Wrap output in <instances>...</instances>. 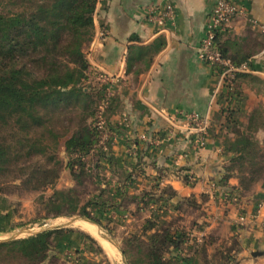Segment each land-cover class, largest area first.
Here are the masks:
<instances>
[{
  "label": "crops",
  "instance_id": "1",
  "mask_svg": "<svg viewBox=\"0 0 264 264\" xmlns=\"http://www.w3.org/2000/svg\"><path fill=\"white\" fill-rule=\"evenodd\" d=\"M219 1L98 0L95 35L84 51L90 79L111 93L106 111L111 138L102 154L87 159L97 188L93 197L105 188L102 199L114 206L93 213L128 224L118 227L129 232L139 227L138 236L145 241L161 225L185 231L182 223L173 225L170 219L191 213L192 225H198L194 230L187 227L192 232L185 231V247L174 253L182 263H202L199 244L194 243V233H199L214 236L209 253L219 249L222 240H237L243 262L264 264V254H252L264 253V175L239 196L227 194L228 187L239 189L236 176L228 187L222 182L232 148L251 139L264 149V35L252 24H264V0H229L243 7L246 16L232 19L220 44L228 57L238 63L247 59L248 66L230 85L220 84L215 69L200 58L209 17ZM168 4L171 18L166 16ZM155 11L166 16L163 23L153 19ZM162 110L177 116L185 129L167 135L171 126ZM193 113L210 123L203 147L197 146L199 134L186 130L184 115ZM157 185L172 187L176 197L158 200ZM120 187L128 196L147 191L157 200L137 204L122 198ZM60 245L65 249L68 243ZM94 253L88 258L90 253L82 251L80 256L89 264L102 262Z\"/></svg>",
  "mask_w": 264,
  "mask_h": 264
},
{
  "label": "trees",
  "instance_id": "2",
  "mask_svg": "<svg viewBox=\"0 0 264 264\" xmlns=\"http://www.w3.org/2000/svg\"><path fill=\"white\" fill-rule=\"evenodd\" d=\"M9 2L19 8L0 11V179L18 180V186L39 192L54 186L64 168L76 186H82L92 174L91 160L86 157L100 140L96 118L98 103L105 92L90 79V64L84 51L95 35L98 0ZM21 3L27 6L20 9ZM221 35L217 36L216 44L222 56L236 66L245 63L247 59L238 63L226 55L220 44ZM65 114L75 116V123L63 131L58 127L62 124L58 119ZM96 154H102V150L96 149ZM263 175L264 149L247 139L243 145L231 149L222 182L228 187L229 179L236 176L239 189L228 187L231 190L227 194L236 192L239 196L250 191ZM76 186L63 189L71 202L78 193ZM160 190L158 200H172L177 195L170 186ZM104 191L105 188L100 189L98 197L92 195L87 199L80 207L81 215L101 224L93 211L114 206L102 199ZM118 192L122 198L145 206L156 199L147 191L128 196L120 187ZM191 203L197 207L196 202ZM77 208L75 204L71 212ZM65 214L58 210L54 217ZM72 231L54 229L0 242V264H53L54 258L47 262L53 247ZM86 237L97 245L93 237L87 234ZM186 237L183 229L173 232L170 224L161 225L146 241L141 236L127 239L124 251L129 264H184L174 253L182 250ZM226 250L230 256L234 248ZM203 252L207 255L208 250L205 248ZM228 260L234 262L233 258Z\"/></svg>",
  "mask_w": 264,
  "mask_h": 264
},
{
  "label": "rangeland",
  "instance_id": "3",
  "mask_svg": "<svg viewBox=\"0 0 264 264\" xmlns=\"http://www.w3.org/2000/svg\"><path fill=\"white\" fill-rule=\"evenodd\" d=\"M25 5L27 6V3H21L20 9H24ZM15 7L19 8V6H12L9 0H0V11L9 12L11 9H16ZM93 82L95 84L97 83L96 80H94ZM98 83L100 84V82ZM99 84L96 85L99 87ZM58 121L62 123L59 124L58 127L64 131V127H66L67 125H69V127H73L75 123V116H73L72 114H65L61 119H58ZM93 153H96V151ZM60 174V178L57 180L54 186H50L49 188L41 190L39 192L25 190L23 187L18 186L20 184V181L18 180L13 182L10 180L4 181V179H0V190L3 189L2 191H0V233L19 230L22 227H29L33 231H37L44 225L53 224L54 222L59 220H62L61 222H64L66 221L64 219L75 215H81L80 207L86 203L87 199L90 196L95 194V191H97V188L93 183V176L88 177L82 186H76V183L71 179L67 170L62 168ZM71 186H76L78 192L76 195H73L76 200L73 199L72 202L68 198V193L66 195V193L63 191V189L70 188ZM75 204L78 208L72 213L71 207ZM58 210H61L62 212L64 211L65 213L67 212V214H65L66 216L54 217L58 213ZM198 213L199 212H197V214L195 215H198ZM93 215L98 218V215H96L95 213H93ZM198 216H200V220H203L202 216L204 215L202 213H199ZM193 217H195L193 216V214L188 213L187 216L185 215L184 217L170 219V222L173 225L182 223V225H184L186 229L187 227H189V229L194 230V226H197L198 224L194 226L192 225ZM181 218H183L182 221H180ZM84 223L86 222L80 221L79 223H75V226L64 228L73 229L69 236H64L63 240H61L62 244L68 243V245L66 246L67 248H62L60 243L55 245L53 247L52 253H50L51 257L47 259V262L49 263L54 258L55 261L53 264H75V262L77 261L79 262V264H89V262H83L80 256L82 251H87L88 253H90L88 255V258L93 257V252H95L94 254L97 255L96 257L102 259V262H98L97 264H123L121 255L118 250L115 248V254H111L106 251L88 231L83 229ZM101 225L119 240L123 249L125 246L124 243L127 239L132 238V236H138L140 233L139 227L136 232L134 231L137 228H134L133 230H131V232H129L128 229L126 230L128 224H122L121 222L114 221L113 218L101 219ZM118 226H124L126 228H120ZM187 231L189 232L190 230L187 229ZM86 234L93 237L97 245L92 244L91 241L86 237ZM194 234L195 237H197L194 243L196 245L197 243L199 244L198 250L201 254V264H240L241 262L242 264H246V262H243V259H240V256L238 255L239 242L237 240L231 241V244L222 240L220 241L219 249H217L213 253H209V248L211 246H214L213 243H215L214 236H204L199 233ZM24 237H28V235L21 236V238ZM0 239H4V237H0ZM141 240L143 239L141 238ZM83 241L86 244H84ZM77 243L78 246H74ZM80 247H83V249H81ZM230 247H233L234 250L229 256L226 249ZM77 248L81 249V251L77 250ZM205 248L208 250L207 255H205L203 252V249ZM68 250L69 252H66ZM228 257H230V259L233 258L234 262H231L229 260L226 261ZM95 263L96 262H91V264Z\"/></svg>",
  "mask_w": 264,
  "mask_h": 264
},
{
  "label": "built area",
  "instance_id": "4",
  "mask_svg": "<svg viewBox=\"0 0 264 264\" xmlns=\"http://www.w3.org/2000/svg\"><path fill=\"white\" fill-rule=\"evenodd\" d=\"M152 14H154L153 19L158 20L160 23H163L166 19V16L168 18L172 17L173 10L171 5L168 4L167 15L164 18L163 15L157 14V11ZM244 16H246V10L229 0L219 1L210 14L206 35L200 47V58L203 62L215 69L220 77V84L230 85L234 81L237 73L244 72L248 68L247 63L236 66L231 62V60L223 57L216 44L217 36L229 31L232 19H234L235 17ZM252 24L260 30L262 35H264V24L258 23L256 21H254ZM110 101L111 93L105 91L103 97L98 103V115L96 118V126L99 132L100 140L99 143L96 144V146L89 152L90 155L91 153L95 152L96 149H101L102 152L105 151L108 142L110 141L111 132L109 130V124L106 114ZM161 112L164 114V117L166 118L168 124L171 126L167 131V135H172L177 131L185 129L184 127L178 125L177 116L168 115V113H165L164 110H162ZM184 117L188 120V123H186L188 128H186V130L191 133H195L196 131L197 134H199V138L196 141L197 146L203 147L206 142L205 133L210 126L208 119L205 120L194 113L184 115ZM142 140L148 141L145 136L142 137ZM160 141L161 140L151 141V143L155 145ZM75 264H79V262L77 261L75 262Z\"/></svg>",
  "mask_w": 264,
  "mask_h": 264
},
{
  "label": "water",
  "instance_id": "5",
  "mask_svg": "<svg viewBox=\"0 0 264 264\" xmlns=\"http://www.w3.org/2000/svg\"><path fill=\"white\" fill-rule=\"evenodd\" d=\"M64 220L66 221L61 222L62 220H59V221L54 222L53 224L44 225L37 231H33L29 227H22L19 230H13L9 232L0 233V237H4V239H0V242L20 239L21 236L23 235L33 236V235H37L45 231H50L54 229H62V228L69 227V226H75L76 222L84 221V222L89 223L90 225L95 226L98 229L99 236L109 241L118 250V252L121 255L123 264H129L125 251L121 243L119 242V240L111 232L106 230L100 223L94 221L93 219L87 216H83V215H75V216L69 217ZM252 254L254 257H257V256L263 255L264 253L261 251H255Z\"/></svg>",
  "mask_w": 264,
  "mask_h": 264
},
{
  "label": "bare ground",
  "instance_id": "6",
  "mask_svg": "<svg viewBox=\"0 0 264 264\" xmlns=\"http://www.w3.org/2000/svg\"><path fill=\"white\" fill-rule=\"evenodd\" d=\"M76 223H79V222H76ZM83 229L88 231L101 244V246L106 251H108L111 254H115V251H116L115 247L109 241H107V240H105L99 236L98 229L95 226L90 225L89 223L87 224V222H86V223H84Z\"/></svg>",
  "mask_w": 264,
  "mask_h": 264
}]
</instances>
